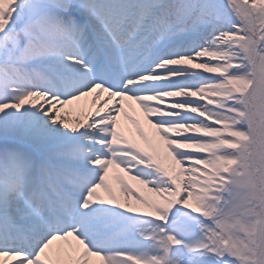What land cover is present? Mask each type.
<instances>
[{
  "label": "snow or ice",
  "instance_id": "6c2138e0",
  "mask_svg": "<svg viewBox=\"0 0 264 264\" xmlns=\"http://www.w3.org/2000/svg\"><path fill=\"white\" fill-rule=\"evenodd\" d=\"M0 264H264V0H0Z\"/></svg>",
  "mask_w": 264,
  "mask_h": 264
},
{
  "label": "bare ground",
  "instance_id": "6f19581e",
  "mask_svg": "<svg viewBox=\"0 0 264 264\" xmlns=\"http://www.w3.org/2000/svg\"><path fill=\"white\" fill-rule=\"evenodd\" d=\"M81 103H85V102L82 101ZM87 103L90 104V101H88ZM70 115H72L73 117H75V116L79 115V113H78L77 111H72V112L70 113ZM141 123H142V126L144 127L145 131L149 134V136H152L153 133H154V130L151 128L150 125L147 124V121L144 120V119H142V120H141ZM129 127H131V128L134 129V126L131 125L130 122H129ZM133 138L136 139L137 141H139V142L142 143V144L144 143V142L141 140V138L139 137V134H138V133L133 132Z\"/></svg>",
  "mask_w": 264,
  "mask_h": 264
}]
</instances>
